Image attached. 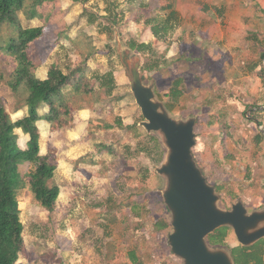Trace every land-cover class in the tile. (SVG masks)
<instances>
[{
  "label": "rangeland",
  "instance_id": "obj_1",
  "mask_svg": "<svg viewBox=\"0 0 264 264\" xmlns=\"http://www.w3.org/2000/svg\"><path fill=\"white\" fill-rule=\"evenodd\" d=\"M173 1L174 27L156 37L152 19H165ZM17 17L22 28L44 27L29 49L40 62L37 77L46 78L53 64L72 75L63 89L71 93L70 112L61 108L59 122L38 121L40 154L58 162L49 185L60 194L49 211L28 185L18 191V264H183L169 244L166 181L156 171L168 150L159 133L140 125L131 90L136 57L171 115L197 117L193 154L219 206L242 201L249 212L264 209V0H26ZM12 31L3 23L0 39ZM13 68L0 54V96L17 120L27 108L23 89L10 87ZM177 80L178 101L168 95ZM77 82L83 94L72 90ZM16 133L27 148L26 134ZM33 168L20 165L27 182ZM211 245L231 251L240 243L229 227L225 243Z\"/></svg>",
  "mask_w": 264,
  "mask_h": 264
},
{
  "label": "trees",
  "instance_id": "obj_2",
  "mask_svg": "<svg viewBox=\"0 0 264 264\" xmlns=\"http://www.w3.org/2000/svg\"><path fill=\"white\" fill-rule=\"evenodd\" d=\"M46 0H36V5ZM26 0H0V28L3 23L13 26L10 36L0 39V54H8L14 63L10 87L19 94L23 89V106L27 113L13 120L7 112L0 96V264H18L19 255L24 245V225L21 220L18 191L29 186L34 198L45 209L52 211L60 194L58 185H49L55 175L57 160L49 155L40 154V133L38 121L59 122L62 118L61 108L70 112L69 100L71 93L63 89L71 83V74L65 73L53 64L47 77H37L36 70L40 62L30 53L33 41L43 36L44 27L22 28L17 25V11L25 5ZM176 1L169 3L170 14L165 18L152 19L155 36L168 34L172 19H175ZM158 21V22H157ZM156 22V23H154ZM180 21L177 19V23ZM162 26V27H161ZM161 27V28H160ZM144 43H131L132 49L144 51ZM152 69V68H150ZM79 70V69H78ZM75 74L74 72H72ZM77 75V74H75ZM112 81V75L107 77ZM181 80L175 81L168 93L177 101L182 96L179 86ZM75 93L83 94L82 84L72 85ZM49 107L48 111L41 110ZM16 129H21L28 136L27 148L21 149L18 144ZM30 163L34 168L28 173L29 181L20 172V165ZM167 226L163 224V227ZM229 227H221L209 235V242L223 245L228 236ZM235 264H264V239L252 246H238L231 250Z\"/></svg>",
  "mask_w": 264,
  "mask_h": 264
},
{
  "label": "water",
  "instance_id": "obj_3",
  "mask_svg": "<svg viewBox=\"0 0 264 264\" xmlns=\"http://www.w3.org/2000/svg\"><path fill=\"white\" fill-rule=\"evenodd\" d=\"M131 90L148 133H159L168 152L156 171L165 178L162 196L171 214L169 244L183 264H235L231 251L213 247L208 238L221 227H231L242 246L264 239V209L249 212L242 201L231 209L219 206L216 187L208 182L195 159L197 117L179 119L158 99L155 84H146L136 57L129 63Z\"/></svg>",
  "mask_w": 264,
  "mask_h": 264
},
{
  "label": "crops",
  "instance_id": "obj_4",
  "mask_svg": "<svg viewBox=\"0 0 264 264\" xmlns=\"http://www.w3.org/2000/svg\"><path fill=\"white\" fill-rule=\"evenodd\" d=\"M20 130H21V129H20ZM27 141H28V136L26 135V141H25V142L27 143Z\"/></svg>",
  "mask_w": 264,
  "mask_h": 264
},
{
  "label": "flooded vegetation",
  "instance_id": "obj_5",
  "mask_svg": "<svg viewBox=\"0 0 264 264\" xmlns=\"http://www.w3.org/2000/svg\"><path fill=\"white\" fill-rule=\"evenodd\" d=\"M263 240V239H262Z\"/></svg>",
  "mask_w": 264,
  "mask_h": 264
}]
</instances>
